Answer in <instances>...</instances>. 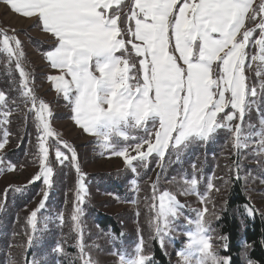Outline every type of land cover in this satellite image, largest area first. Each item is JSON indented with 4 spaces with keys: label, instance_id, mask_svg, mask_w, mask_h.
I'll use <instances>...</instances> for the list:
<instances>
[{
    "label": "snow or ice",
    "instance_id": "1",
    "mask_svg": "<svg viewBox=\"0 0 264 264\" xmlns=\"http://www.w3.org/2000/svg\"><path fill=\"white\" fill-rule=\"evenodd\" d=\"M4 2L16 14L33 18L54 39L53 49L45 55L59 74L49 75L47 79L71 108L74 123L83 133L102 137L106 142L104 146L111 147L112 154L122 157L134 172L133 161L138 160L146 167L153 153L163 160L170 145L173 149L179 148L192 138L207 142L221 129L234 132L235 149L248 147L249 137L241 136V125L236 124L233 129L230 122L243 121L246 110L255 104V100L250 101L248 97L258 95L256 87L249 88L246 83L245 48L255 29L245 28V22L259 17L256 29L260 37L255 40L259 54L252 59L264 63V0L258 4L256 0H131L127 14L123 13L124 0ZM242 29V36L237 39ZM9 40L4 37L5 50L15 54ZM19 47L20 42L16 40V48ZM17 68L22 78V95L31 101L35 111L41 154L42 171L31 182L43 177V183L50 186L53 169L46 163L49 152L46 140L58 134L49 123L50 106L41 100L37 107V98L28 87V74L19 63ZM256 75L264 76V70H258ZM261 87L264 88V84ZM0 102L7 104L3 92H0ZM228 107L234 111L218 118ZM9 114L3 113L4 125L9 123L6 119ZM127 128L142 129L146 136L119 150L108 143L113 132L129 139L122 131ZM9 135L0 130V150L5 148ZM259 135V149L264 152V132ZM61 143L71 152L72 164L79 176L77 199L82 202L87 189L77 154L66 142ZM145 145L147 151L142 150ZM129 148L137 155H130ZM55 156L60 164L69 159L60 148H56ZM196 185L197 180L193 178L190 186L195 189ZM213 187L209 181L207 190ZM44 197L46 200L47 191ZM210 199L202 194L205 207L196 210L195 219L186 218L190 230L185 232L187 243L177 253L178 264H232L231 256L219 254L221 250L228 251V242L225 235H213L210 219L219 217L214 209L207 207ZM44 207L42 200L39 208L27 218L33 231L37 212ZM181 207L170 192L159 195L156 222L150 221V225L154 229L152 238L159 241L161 248L165 239L175 233ZM245 207L249 216L255 214L254 207ZM75 212L74 221L82 208L77 205ZM208 213L210 215L206 216ZM78 247L83 264H94L83 257L84 246L79 240ZM251 247L246 245L245 251ZM54 251L63 253L59 245ZM119 264H153L151 255L144 252L142 237L138 238L133 256L127 261L120 257ZM246 264L258 262L248 258Z\"/></svg>",
    "mask_w": 264,
    "mask_h": 264
},
{
    "label": "rangeland",
    "instance_id": "2",
    "mask_svg": "<svg viewBox=\"0 0 264 264\" xmlns=\"http://www.w3.org/2000/svg\"><path fill=\"white\" fill-rule=\"evenodd\" d=\"M259 2L260 0H256V4ZM123 13L127 14L128 10H123ZM258 23L259 17L255 21L246 20L245 22V28L255 29L253 36L245 48V52L247 53L245 76L249 88L253 87L251 81L253 68L259 66L264 69V63L259 59H252L253 56H258L259 54V47L255 44V40L260 37V31L256 29V24ZM0 29L5 33V36L10 38L9 46L14 49L15 54L19 56V60H24V63L34 70L33 74L28 75V87L32 89V94L37 98V107L41 100L50 106L52 115L49 117V123L53 131L58 135L47 138L48 155L51 154L52 159H55L56 148H60L64 153L69 152V149L64 148L63 143H61V141L66 142L70 148L74 149L77 155L78 151H81L83 157L85 154L87 159H89H84L83 161V168L86 171L82 172L85 175L126 170V174L131 176L129 171L132 168L126 165L122 157L104 152L109 147L106 148L104 146L106 142L102 137L82 132L79 126L71 119V108L66 104L62 96L53 90V84L47 77L49 75H58L59 70L51 67V63L47 60L46 55H40L29 39L30 36H33L54 45V39L51 35L45 32L33 18L16 14L4 0H0ZM243 31L244 29L241 30V34L238 35L237 39L241 38ZM16 40L20 42L19 48H16ZM129 48H131L130 45ZM248 99L250 100L251 96ZM228 110L231 111L228 112ZM233 111L231 107H228L224 112L219 114L218 118H222L226 113ZM236 124L241 125V120L235 119L230 122V126L233 129ZM5 131L10 135L5 148L0 150V157L6 154L7 151L16 149L22 138L20 136L18 139L16 134L9 132V130ZM101 131L104 130L102 129ZM262 132H264V125L254 127L253 130H249L247 133L242 129L241 125V136L249 137L248 147L235 149L233 147L235 139L233 132L230 136L231 145L229 144V147L231 148L225 149L226 154L223 158L218 159L216 163L214 161V163L216 167L217 165H222L223 169H227L226 172L231 171V168L228 166V160L233 162L230 158L231 154L235 153L236 150L241 153L239 165L241 173L244 174L247 196L254 207L264 216V152L259 149V134ZM170 149H173L171 145L166 151L163 160L168 155ZM142 150L147 151V146L145 145ZM129 154L137 155L134 150L129 151ZM152 155L156 154L153 153ZM185 156L187 165L186 167H182L183 172H180V168L177 167L171 173L170 167H172V164L170 163L168 164V170L166 169L167 173L159 176V170L163 167L162 161H159L153 175L142 184L138 185L133 176L129 177L126 185L129 186L128 194L132 196H128L129 198L126 200L107 191H102L105 194L100 192L97 195H92V202L95 199V203H91L92 206H96L102 212L116 217L123 235H125L121 239H116L110 231L102 230L97 222L94 221L95 219L89 214L83 215L80 213L77 220L74 221L72 219L73 215L76 214L75 209L77 206L74 205L76 199H74V195L72 194V191L75 190L72 183L66 186V193L61 194V189L53 192V195L56 196L53 198L51 206L47 207L44 192L47 191L51 195L52 187L46 186L43 183V177H41V189L38 196L25 205L21 204L19 199L21 198L20 191L30 185L33 178L41 173L40 163L22 165L17 169L12 168V170L6 171L0 176V205H2L0 207V264H10V261L14 262V264H24L25 256L30 248L33 252L26 264H83L78 240L84 246L83 257L92 260L94 264H119L120 257H124L127 261L133 256L138 238L140 237L144 241V252L152 255V244L156 239L152 238L154 229L151 227L150 221L152 223L156 222L154 216L158 210L159 195L164 191H168L174 195L182 206L180 208L181 215L175 221V233L170 239H165L163 247L166 259L170 264H178L179 257L177 253L187 243L185 232L186 230H190L186 218L195 219L197 215L196 210H202L205 207V204L202 203V194H204L205 198L211 197L207 207L210 210L215 209L220 199L224 197L229 182V179H225L227 175L224 171V176H220V172L219 175H215V172L209 173L208 165L211 163L208 162L206 163L208 165L204 168V173L207 175L206 190L201 189L198 185L193 189L190 186V181L193 178L196 179V177L190 169L192 162L195 160H191V156L187 154ZM177 160H181V158H177ZM9 161L6 162L9 163ZM212 168L214 169V165ZM218 171L221 170L219 169ZM166 174H171L170 179H165ZM134 181L135 184H133ZM209 181L214 185L211 190H207ZM216 188H219L220 191L217 192ZM153 195L156 196L155 200L152 199ZM59 196L62 200L56 199ZM75 197L77 198V195ZM42 200L45 201V207L37 212V217L35 218L36 228L33 231L31 225L27 223V218L32 211L39 208ZM79 207L82 208L81 206ZM218 211H215L216 216L219 214ZM53 212L57 214H53ZM209 215L210 213L206 214V216ZM213 221L214 217L210 219L211 227L214 229L213 235L219 236L218 230L213 226ZM78 222L81 223L80 227H78ZM41 237H43V240ZM30 238L31 243L29 244ZM57 245L63 249L62 254L54 251ZM72 250H75V252H71Z\"/></svg>",
    "mask_w": 264,
    "mask_h": 264
},
{
    "label": "trees",
    "instance_id": "3",
    "mask_svg": "<svg viewBox=\"0 0 264 264\" xmlns=\"http://www.w3.org/2000/svg\"><path fill=\"white\" fill-rule=\"evenodd\" d=\"M130 7L131 0H125L123 10H129ZM4 37L5 33L0 29V92L5 94L7 100V104L0 102V130H9V132L16 134L18 139L20 136L22 138L16 149L14 148L11 151H7L6 154L0 157V176L8 171L9 166L17 169L22 165L26 166L40 163L41 155L38 149L35 111L32 108L31 101L22 95V78L17 64L19 63L21 68H23L29 76L34 73V70L29 65H26L24 60H19L18 55L9 53L5 50L3 44ZM29 39L37 52L42 56L54 47L53 44H48L33 36H30ZM258 70L264 69L263 67L255 66L251 73L252 86L256 87L258 95L257 97H251L250 101L255 100V104H253L250 109L246 110L245 117L243 121H241L242 129L245 130L246 133L249 130H253L254 127L264 125V123H262V120H264V88L261 87V85L264 84V76L257 77L256 72ZM229 111L231 110H228V112ZM4 112L10 113L8 117H6L9 121L6 125L3 124V120L5 119L3 115ZM148 126L151 127V124ZM122 130L127 134L129 139L125 140L118 133H111L108 142L114 144L118 150L128 145L135 144L138 142L139 138L146 136V133L142 129L127 128ZM230 136L231 133L221 129L218 130L212 138L207 140V142L199 139H192L181 148L170 149L164 160H160L156 155L150 156L147 160L146 167L140 164L138 160L133 161V167L136 168V171L130 170L129 173L135 178L139 185L145 180L150 179L159 161H162L163 166L159 170V176L167 173L168 164L170 163L172 164V167H170L171 173L177 167L180 168V172H183L182 167H186L187 165L185 156V154H187L191 156V160H195L192 162L190 170L194 172L198 187L206 190L205 184L207 183V175L204 173V168L208 165L206 163H211L208 165L209 173L215 172V175H219L220 172V176H224L223 171L225 173L227 170L226 168L223 169L222 165H217L216 167L215 163L218 159L223 158L227 149L231 148L229 147V144L231 145ZM131 150L132 149L129 148V151ZM104 152L112 154L111 147ZM24 155H26V157H24ZM65 155H67L69 159L64 161L63 164H60L56 158L52 159L51 154L48 155L47 163L48 166L53 169V173L50 177L52 194H48L46 206H51L52 200L56 196L53 195V192H57V189H61V194L66 193V186L72 183V186L76 190L72 191L74 199H76V201L73 199L75 202L74 205L82 207L84 212L81 213L83 215H91L102 230L110 231L116 239L123 238L125 235H123V231L116 217L102 212V210H99L96 206H92L91 203H93L95 199L92 202L91 198H93L92 195H97L100 192L105 194V192L102 191H107L108 193L114 194L117 197L120 196L119 198L126 200L132 196L128 194L129 186L126 185L128 183L127 180L129 177L131 178V176L126 174V170L100 172L87 176L82 172L86 171L83 168V161L87 159V156L84 154L83 157V153L78 151V165L81 172L84 173V184L87 189L84 200L81 202L75 197L78 191L77 181L79 176L73 167L71 152L67 151ZM240 156L241 153L236 150L230 157L233 162L228 160V166L231 168V171L226 172L227 177H225V179H229L228 186L224 197L220 199V202L214 209L215 211L219 210V219L214 218L213 226L218 230L219 236L225 235L227 237L228 242V251L225 252L221 250L219 254L221 256H231L232 264H246L248 258L257 261L258 264H264V243H262V241H264V216L254 207L247 196L244 174L241 173V167L239 165ZM177 158H181V160H177ZM6 161H9V163ZM213 165L214 169L212 168ZM219 169L221 171H218ZM170 175L171 174H166L165 179H170ZM40 180L31 183L20 191L21 198L19 199L21 204L25 205L38 196L41 189ZM214 180L216 179L214 178ZM56 199L62 200L60 196ZM246 205H250L256 209L254 215L249 216L247 214ZM53 214L57 213L53 212ZM80 226L81 223L78 222V227ZM41 239L43 240V237H41ZM44 241L46 242L45 238ZM246 245L252 246L247 252L245 251ZM32 252L33 250L30 248L25 256L24 264L28 262V258ZM71 252H75V250ZM151 257L153 264H170L166 259L167 257L163 248H161L157 240L153 241Z\"/></svg>",
    "mask_w": 264,
    "mask_h": 264
}]
</instances>
